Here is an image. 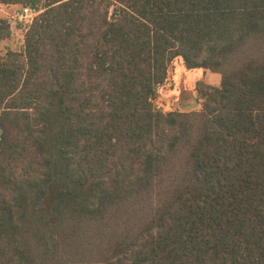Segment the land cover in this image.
<instances>
[{"label": "trees", "instance_id": "1", "mask_svg": "<svg viewBox=\"0 0 264 264\" xmlns=\"http://www.w3.org/2000/svg\"><path fill=\"white\" fill-rule=\"evenodd\" d=\"M0 5L37 12L0 55V264H264V0ZM175 58L220 74L198 110L155 105Z\"/></svg>", "mask_w": 264, "mask_h": 264}, {"label": "rangeland", "instance_id": "2", "mask_svg": "<svg viewBox=\"0 0 264 264\" xmlns=\"http://www.w3.org/2000/svg\"><path fill=\"white\" fill-rule=\"evenodd\" d=\"M20 8V5H0L1 26L8 31L7 37L0 40V55L6 51H17L21 31L23 32V28L30 23L31 18L37 15L36 12L30 17L20 16ZM167 70L166 81L161 87V93L156 96L155 100L157 108L164 113L198 110L200 102L196 85L216 87L220 83V74L206 70H186L179 58H175Z\"/></svg>", "mask_w": 264, "mask_h": 264}, {"label": "built area", "instance_id": "3", "mask_svg": "<svg viewBox=\"0 0 264 264\" xmlns=\"http://www.w3.org/2000/svg\"><path fill=\"white\" fill-rule=\"evenodd\" d=\"M21 9V15L20 16H23V17H30L32 16L33 14L36 13V11L33 9V8H30L28 6H23L20 8ZM36 15H34L31 20L29 21L31 23L32 19L35 17ZM28 23V24H30ZM27 24V25H28ZM26 25V26H27ZM26 26L23 28V32L21 31V35L19 36V43H18V47H17V51L16 50H13L12 52H20L22 49H23V36H24V32L26 30ZM161 87L162 86H158L157 89H156V96L158 94L161 93Z\"/></svg>", "mask_w": 264, "mask_h": 264}]
</instances>
